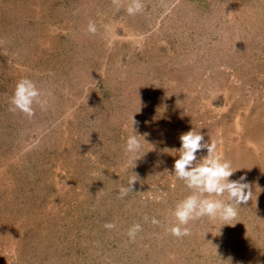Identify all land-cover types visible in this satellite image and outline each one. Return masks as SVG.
<instances>
[{"label": "rangeland", "instance_id": "obj_1", "mask_svg": "<svg viewBox=\"0 0 264 264\" xmlns=\"http://www.w3.org/2000/svg\"><path fill=\"white\" fill-rule=\"evenodd\" d=\"M144 3L0 0V264H264V0ZM22 78L48 98L32 117L9 111ZM193 128L253 195L177 239L172 150Z\"/></svg>", "mask_w": 264, "mask_h": 264}, {"label": "clouds", "instance_id": "obj_2", "mask_svg": "<svg viewBox=\"0 0 264 264\" xmlns=\"http://www.w3.org/2000/svg\"><path fill=\"white\" fill-rule=\"evenodd\" d=\"M126 3V12L129 16L143 13L145 10L144 0H112L113 6L118 11ZM98 29L94 22H89L87 32L95 35ZM105 31H110V26L105 25ZM48 105L47 95L42 93L36 83L28 78L20 79L14 88L10 98L9 111L19 112L27 117L35 113V106L42 109ZM133 129L136 121L132 117ZM140 137L136 134L130 135L125 142V152L133 157L139 155L142 150ZM180 148L173 149L178 153L171 176L183 182L189 194L179 200L171 210V216L175 224L167 231L175 238L182 239L191 235L188 225L191 222L200 221L204 218L219 220L222 224L228 225L238 216L241 205H247L253 193L246 176L236 180H230L234 170L231 161L223 158L217 151L218 142L205 141L204 135L194 128L179 137ZM146 143V142H145ZM207 151L206 156L197 157L198 152ZM137 161V160H136ZM135 161V162H136ZM138 177L132 174L128 187L121 186L119 198L123 199L129 191L132 192L133 185ZM159 225L160 221L155 217L151 219L144 217L145 222ZM103 227L107 230H115L117 225L114 222H106ZM143 231L140 223L131 225L127 230L129 242H135L138 234Z\"/></svg>", "mask_w": 264, "mask_h": 264}]
</instances>
